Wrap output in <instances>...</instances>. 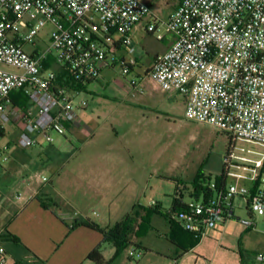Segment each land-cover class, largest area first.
Returning <instances> with one entry per match:
<instances>
[{"label":"built area","instance_id":"2783aa9c","mask_svg":"<svg viewBox=\"0 0 264 264\" xmlns=\"http://www.w3.org/2000/svg\"><path fill=\"white\" fill-rule=\"evenodd\" d=\"M146 19L147 30L156 32L159 18L144 0H0V118L25 123L18 146L38 144L39 135L52 143V132L67 135L87 106L77 99L83 87L111 59L120 61L125 71L136 63L134 58L120 59L117 45L132 47L130 33ZM47 23L54 25L48 48L27 51L25 44H35ZM163 23L174 41L149 69L157 86L185 97L187 118L234 139L264 144V0H179ZM20 89L27 104L7 110L11 92ZM232 157L229 153L227 160ZM239 158L255 164H237L252 169V175L228 170L233 181L207 200L192 198L184 208L172 210L171 220L201 240L235 216L237 198L245 200L252 214L264 215V162ZM8 159L0 153V163ZM210 186L215 188V182ZM239 221L247 227L256 224L251 218ZM0 253V264H5L3 247ZM256 259L264 264V251Z\"/></svg>","mask_w":264,"mask_h":264},{"label":"rangeland","instance_id":"374dc122","mask_svg":"<svg viewBox=\"0 0 264 264\" xmlns=\"http://www.w3.org/2000/svg\"><path fill=\"white\" fill-rule=\"evenodd\" d=\"M144 1L151 6L159 21L154 34L137 35L133 48L128 46L125 50L126 58L137 59L138 63L125 71L120 61L114 63L111 59L99 76L86 84L77 96L78 100L87 101L85 110L78 112L87 125L85 135L69 134L61 141L60 135L52 132L55 138L53 145L62 152L44 156V163L36 156L32 170H38L40 175L45 174L55 181L59 179L57 173L63 179L68 178L73 168L82 162H108L116 155L124 158L121 173L127 179L131 177V181H127L130 183L125 186L126 195L130 189H135L139 192V205L144 211L157 212L143 215L133 244L118 252L114 246L108 245L113 251L110 262L112 258L127 257L130 250L135 249L136 254L131 261L138 264L144 257L139 244L151 246L166 241V237L158 233L169 231L168 220L178 188H182L184 200H192L193 181L197 176H205L208 182H215L224 169L250 176L252 169H244L237 164H255L239 157L264 162L263 143L246 138L232 139L225 131L187 118L185 97L180 93L163 91L148 75L155 52L161 51L165 44L159 35L173 36L163 21L170 18L179 0ZM53 29L54 25L47 23L40 29L35 44L27 43L25 49L48 48ZM56 70L62 72L58 65ZM0 123L7 129L6 134L0 133V153L9 157L0 163V176L5 179L8 171H12L19 179L24 173L22 167L15 164L17 156L23 151H37L40 156L41 148L36 144L27 148L18 146V127L13 121L3 122L0 119ZM5 146L8 148L4 149ZM229 153L233 154L231 160H227ZM102 155L108 160L104 161L100 157ZM48 163L57 167V171L49 168ZM22 179L28 181L29 177L23 175ZM250 182L246 180V184ZM235 203V216L238 218L230 221L222 235L210 229L194 249V253L207 259L208 263L214 260L212 264H255L258 263L257 254L264 251V215L251 217L243 198H237ZM88 206L86 214L101 223L104 211L95 203ZM239 218H251L256 224L247 227ZM119 219L113 217L111 224ZM142 264L150 263L143 261Z\"/></svg>","mask_w":264,"mask_h":264},{"label":"crops","instance_id":"0c3cea01","mask_svg":"<svg viewBox=\"0 0 264 264\" xmlns=\"http://www.w3.org/2000/svg\"><path fill=\"white\" fill-rule=\"evenodd\" d=\"M176 6L177 4L174 9ZM147 23L146 19L131 31L130 37L133 45L137 35L143 37L146 33L154 34L147 30ZM167 36V34H163L161 39L165 41V44L161 51L155 52L153 61L174 41V36L171 38H167ZM128 46L123 43L117 45V54L120 59L129 60L124 55ZM135 60L136 63L131 68H134L138 63V60ZM5 103L7 110H12L16 106H24L15 102L11 96ZM12 121L18 127L19 135L27 128L25 123L19 119L13 118ZM86 129V123L82 116H79L78 122L71 127L69 133L65 136L60 135V140L68 138L69 134L79 137L85 135ZM6 132L7 129L5 126L1 127L0 123V133L4 135ZM38 139L39 143L36 145L41 148L40 156L37 151H23L17 156L15 164L20 165L24 173L19 179L12 171H8V177L5 179L0 176V247L5 250L4 256L7 259L5 264H98L88 258L89 253L97 247L106 259H111L113 251L109 249L108 245H114L103 241L104 236L101 232L84 225L77 227L70 225L76 218L92 220L86 214L89 209L88 204L92 203L104 211L101 223L93 221L105 228L112 227L128 213L139 209V192L130 189L126 195L125 186L130 183L127 181L131 177L127 179L121 173L122 166L125 165L124 158L116 155L108 162H82L73 168L68 178L63 179L60 173H57L58 180L54 181L48 178L47 181H41L33 176L36 173L41 174L38 170L32 171L35 167L34 162L37 161L36 156L44 163V156L48 157L51 153L62 151L55 148L54 141L46 143L41 135L38 136ZM86 153L93 154L91 151ZM97 153L101 154L102 152ZM89 154L86 155L89 156ZM100 157L104 161L108 160L104 155ZM47 165L57 171V167H53L51 163ZM23 175L29 177L28 181L22 179ZM43 175L47 177V175ZM246 180L248 179H243L242 182L248 187H252L253 182L246 184ZM231 181L233 178L227 175L226 183ZM19 193L21 194L20 198L17 197ZM184 201L189 202L190 200ZM44 204L49 206L45 207ZM144 214L145 211H143ZM249 214L254 217L250 210ZM113 217L120 219L111 224L114 221ZM233 218L238 217L234 216ZM232 219L214 230L222 235ZM168 222L169 231L166 234L158 233L159 236L166 237L164 243L151 246L139 244L138 247L141 248L144 257L138 264H142L143 261H148L150 264H212L214 262V260H210L208 263L207 259L194 253V249L200 245L199 242L203 238L196 243L197 237L194 233L185 230L171 218ZM12 235L17 236L19 241H15ZM1 256L0 253V258ZM133 257L129 252L127 257L112 258L110 264H137L131 261ZM255 264L258 263L255 262Z\"/></svg>","mask_w":264,"mask_h":264},{"label":"trees","instance_id":"16d2710c","mask_svg":"<svg viewBox=\"0 0 264 264\" xmlns=\"http://www.w3.org/2000/svg\"><path fill=\"white\" fill-rule=\"evenodd\" d=\"M50 60L47 61L46 65H50ZM130 68L132 65H129ZM149 72V69L147 73ZM16 92V93H15ZM10 96L15 100V102L19 104L26 105L27 104V97L22 89L20 90H13L10 94ZM232 139H234L232 137ZM233 144V142H231ZM227 180V174L226 170L224 169L221 174H219L215 179V188H212L210 186L211 182H208L205 176H197L193 181V189L191 192V197L194 199H200L201 197L204 200H207L210 196L214 194L216 190L222 189L226 185ZM185 188H188L187 186ZM186 202L184 201V192L182 188H178L175 198H174V204H173V210L181 209L186 206ZM45 207H48V204H44ZM140 209H135L128 213L123 219L116 222L112 227H102L97 222L91 220L90 218H76L72 223L71 227H77L80 225H84L87 227H90L92 229H95L103 234V241L112 243L116 249L117 252L126 246H129L133 244V238L136 233L137 227L140 223V220L143 218V211L144 208L138 205ZM154 211H147L145 210V214L149 215ZM13 239L15 241H19V238L15 235H12ZM200 241L199 238H196V243ZM195 243V244H196ZM88 258L96 261L98 264H110V259H106L100 249L97 247L93 249L89 255Z\"/></svg>","mask_w":264,"mask_h":264}]
</instances>
